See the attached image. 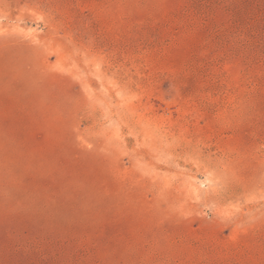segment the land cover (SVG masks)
Listing matches in <instances>:
<instances>
[{"label": "rangeland", "instance_id": "374dc122", "mask_svg": "<svg viewBox=\"0 0 264 264\" xmlns=\"http://www.w3.org/2000/svg\"><path fill=\"white\" fill-rule=\"evenodd\" d=\"M0 264H264V0H0Z\"/></svg>", "mask_w": 264, "mask_h": 264}]
</instances>
